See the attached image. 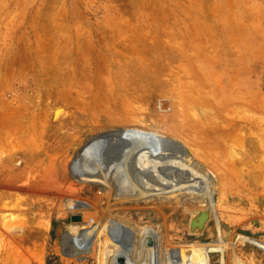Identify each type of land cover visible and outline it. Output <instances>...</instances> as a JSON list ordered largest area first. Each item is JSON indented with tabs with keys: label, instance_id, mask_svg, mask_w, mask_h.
I'll return each mask as SVG.
<instances>
[{
	"label": "rangeland",
	"instance_id": "1",
	"mask_svg": "<svg viewBox=\"0 0 264 264\" xmlns=\"http://www.w3.org/2000/svg\"><path fill=\"white\" fill-rule=\"evenodd\" d=\"M240 103L256 129L221 118L237 117ZM261 107L264 0H0V121L9 109L31 119L17 166L38 162L30 176L46 169L58 192L13 187L4 172L14 165L0 167V264H108L98 257L101 227L68 228L83 217L106 223V209L155 229L170 264H264ZM216 127L220 141L207 142L201 133ZM194 134L210 192L166 201L116 181L112 197L64 175L66 154L93 139L129 137L138 158L168 159L177 141L196 149ZM197 211L208 213L198 235Z\"/></svg>",
	"mask_w": 264,
	"mask_h": 264
},
{
	"label": "bare ground",
	"instance_id": "2",
	"mask_svg": "<svg viewBox=\"0 0 264 264\" xmlns=\"http://www.w3.org/2000/svg\"><path fill=\"white\" fill-rule=\"evenodd\" d=\"M216 101L213 102L216 103ZM221 104L220 107L223 105ZM202 105L207 106L206 104L204 105V103ZM238 108L237 117L223 115L221 118L226 122L227 120L235 121L236 118V121L242 124L244 123L250 130L256 129L253 127L258 125L257 122L251 121V118L247 120L243 118V114H247L245 113L246 111H251L250 106L240 103L237 109ZM9 110L10 112L14 110V116L12 115V118L8 116L9 118L7 117L8 119H6L5 114L8 113H3L5 117L0 121V167L14 165L6 168L4 172L6 182L13 187L17 184H25L27 187H38L43 191L53 190L57 192L52 186H49L48 181L43 178L47 177L45 175L46 169L43 171L42 175L30 176V174L34 173L40 167L38 162L23 160L22 165L24 168L22 171H19L17 165H19L18 160L20 156L18 152H22L23 156L26 158L27 151L25 148L23 149L21 147L23 145V139L27 137L25 134L30 135V132L34 129V123L31 119H23L19 114L20 111L16 113L15 109ZM60 111L62 110H54L53 117L55 119L59 120L61 117ZM263 111L261 107L260 112L263 113ZM8 115L11 114L9 113ZM220 115L221 114H219V116ZM260 122H262V120H260ZM217 128L218 127L215 129L212 128L210 131L204 130L203 133H201L202 135H207V142H215V140L220 141L222 129H220L219 132ZM194 135L196 137H194L196 139L194 143H196V146L199 145L196 149L191 148V146H195L193 143V145H189L186 141H177L176 143L179 149L172 153L170 152L169 154L174 153V156L168 159L157 155H144L142 158H138L137 148L133 146V140L129 137H102L100 139H93L80 148L76 147L77 151L72 156L66 154V157L63 159V161H65L64 165L67 164V158H72V160L68 163L67 167H65L66 172L64 175H66V178H75L85 185L94 186V188L105 185L112 197L115 196V194L117 195V193H113L117 186L115 182L119 181L124 182L126 190L129 191L134 190L137 192L141 190V186L142 188L146 187L145 191L149 190V197L145 198H157L158 200L163 199L168 201L170 198L179 197L180 200H184V196L187 194H195V191L198 192L200 187L202 188L204 186L203 189L206 190V192H210L212 186V181L208 175L202 174L201 164L199 165V158L197 159L198 155L196 154V151L201 150L204 143L201 142L202 140L199 143V136L197 134ZM208 135H210V137H208ZM197 140L198 142H196ZM223 142L225 143L224 140L222 143ZM72 146L75 147L74 142ZM208 146L210 147V143ZM214 147H218V145ZM204 149L205 146L203 150ZM28 154H30V152H28ZM195 159H197L196 163H194ZM192 164H196V167L193 168L191 166ZM26 169H29L27 173V176L29 175L28 177H25L23 174ZM42 170L43 167H41V171ZM153 176L157 177L155 178L156 180L152 182L151 179ZM150 182L152 183L150 184ZM104 212L106 223H102L99 220L93 221L91 218H89L90 222L88 223L86 222L88 218L83 217L81 223H73L68 226L69 233L72 236L86 233L92 234L98 227L99 229L101 227L100 232L99 230L97 231L99 236L97 250L98 257L102 259V263L103 260H107L108 264H170L168 251L162 252L163 247L166 248L168 243L166 242L167 245L165 246V242H162V239L155 229H152V227L139 228L132 221L120 217L118 214L119 212L115 210L111 211V209H106ZM207 217V211H197L194 213L191 225L195 231L198 230V232H196L197 235L203 231L207 222ZM108 224L109 227H107ZM102 233H105L104 237H102ZM106 234H108V236H106Z\"/></svg>",
	"mask_w": 264,
	"mask_h": 264
}]
</instances>
